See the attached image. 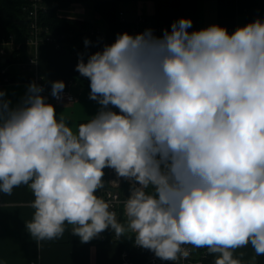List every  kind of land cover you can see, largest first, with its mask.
Listing matches in <instances>:
<instances>
[{
	"label": "clouds",
	"instance_id": "1",
	"mask_svg": "<svg viewBox=\"0 0 264 264\" xmlns=\"http://www.w3.org/2000/svg\"><path fill=\"white\" fill-rule=\"evenodd\" d=\"M191 26L118 33L78 53L75 70L101 108L76 132L43 86L30 83L16 106L0 90V192L29 186L32 236L57 239L67 222L82 243L130 231L163 261L187 259L189 244L219 253L215 264H241L233 250L249 243L264 255V21L233 33ZM64 89L52 82V97ZM105 168L134 181L127 227L95 195Z\"/></svg>",
	"mask_w": 264,
	"mask_h": 264
},
{
	"label": "crops",
	"instance_id": "2",
	"mask_svg": "<svg viewBox=\"0 0 264 264\" xmlns=\"http://www.w3.org/2000/svg\"><path fill=\"white\" fill-rule=\"evenodd\" d=\"M84 1L71 3L66 8L59 9L56 15L88 22L90 21L86 17L93 15L98 18L94 20H99L101 24L102 29H98L105 33V24L92 12L88 4L92 0ZM118 12H122L125 21L129 23L137 16H143L147 25L161 26L162 35L165 29L171 31V24L181 18L192 21L189 32L218 24L233 33L238 27L253 22L251 19L264 16V0H175L173 7L162 0H130L129 8ZM33 52L35 66L22 69L21 64H25ZM12 54L13 52L7 50L0 57V61L6 63V76L10 79L7 83L0 84V90L6 92V98L12 101V106L21 101L36 74L40 77L45 91L50 94L52 82L65 83L63 92L70 93L74 100L71 103L60 102L52 105L55 106L57 118L63 115L73 132L77 131L81 123L93 118L101 108L96 101L89 98L90 81L75 70L78 57L66 45L55 48L50 44H40L35 50L24 45L23 52L14 57ZM11 57L19 61H11ZM104 172V187L98 189L95 195L100 198L107 188H111L127 198L131 185L125 180L119 186L111 185L109 168H105ZM147 191L151 192L152 189ZM33 201L34 194L28 185L14 187L11 195L0 192V264H120L119 245L115 241H101L99 235L88 243H82L78 236L72 234L73 226L67 222L64 234L57 239L41 241L32 236L26 225L33 219ZM254 252L249 243L233 250V258L244 264L247 256L251 257ZM211 255L215 261L220 254Z\"/></svg>",
	"mask_w": 264,
	"mask_h": 264
},
{
	"label": "trees",
	"instance_id": "3",
	"mask_svg": "<svg viewBox=\"0 0 264 264\" xmlns=\"http://www.w3.org/2000/svg\"><path fill=\"white\" fill-rule=\"evenodd\" d=\"M122 0H92L88 4L93 13L97 14L106 26V32L102 37L96 33L97 29L88 21L77 19H66L58 17L57 11L64 9L74 2H85L84 0H42L46 5L45 11L39 14V25L47 28L52 36L58 37L61 44L70 48L72 54L78 57V53H95L102 50L105 44L114 43L118 33H129V22H120L118 18L117 3ZM170 7H173L175 0H162ZM28 0H0V40L13 34L15 41L20 44L18 51L13 52L12 57L20 54L24 49V41L27 36L28 20L24 8ZM264 21V16L255 17ZM121 31V32H119ZM88 39L91 44L86 48L84 40ZM11 61H19L12 58ZM87 59V55L84 57ZM22 60V58H21ZM6 66L5 62L0 61V70ZM5 75L0 73V84L3 83ZM10 80V79H9ZM111 110L119 112V109L112 105L108 106ZM117 221L127 227V219L121 215L117 216ZM107 240L111 241L110 231L106 232ZM115 242L119 245V252L125 251L133 264H144L145 254L134 247L135 234L128 231ZM209 264H215L212 255L208 259ZM264 264V255H256L255 263Z\"/></svg>",
	"mask_w": 264,
	"mask_h": 264
},
{
	"label": "built area",
	"instance_id": "4",
	"mask_svg": "<svg viewBox=\"0 0 264 264\" xmlns=\"http://www.w3.org/2000/svg\"><path fill=\"white\" fill-rule=\"evenodd\" d=\"M46 5L42 2V0H28L27 6L24 8L26 12V17L28 20V29H27V36L24 41V45H28L33 50L40 45V44H50L55 48H61L64 46L61 44L58 37L52 36L47 28L42 27L39 25V14L45 11ZM118 18L120 22H125L124 16L122 12H118ZM146 29H152L154 35L162 36V29L161 26L157 24L147 25L146 19L143 16H137L135 20L131 22L129 34L135 35L138 33L144 32ZM121 32V31H119ZM99 37L103 36V32L96 31ZM20 48V44L15 41L14 35L9 34L6 38L0 40V57H3L6 54V51L9 50L10 52L18 51ZM35 53L33 52L31 56L27 59L25 64H21V68H25L26 66H35ZM0 73L5 75L3 79V83H7L9 80L6 76V69L5 67L0 70ZM32 82H35L38 85L43 86L42 81L39 76L34 74ZM44 97H46V102L55 104L60 102L71 103L74 98L68 92L62 93L61 99H56L52 97L50 93H47L44 89L42 93ZM109 174L111 175L110 184L114 186H119L121 181L125 180L130 185L134 183L131 179H126L117 176L114 169L109 168ZM115 181L117 185L113 184L112 182ZM29 187V186H28ZM113 187V186H112ZM30 189V188H29ZM31 190V189H30ZM106 202L110 204V211H114L116 213V218L118 215H121L123 218H126L124 204L127 198L121 196L118 192L113 191L111 188H107L102 196L100 197ZM110 231L111 240L115 241L118 238L115 236L114 232L110 229L104 231L100 234L99 240L106 241L107 234L106 232ZM134 247L140 250L143 254H145V263L144 264H209L208 259L211 256V253L208 251L206 247L196 248L192 245H183L186 250L189 251L190 255L187 259H179L178 261H163L155 256V254L148 250L141 248L134 244ZM119 262L120 264H133L131 260L128 258L127 253L125 251H121L119 254ZM34 264V263H31Z\"/></svg>",
	"mask_w": 264,
	"mask_h": 264
},
{
	"label": "rangeland",
	"instance_id": "5",
	"mask_svg": "<svg viewBox=\"0 0 264 264\" xmlns=\"http://www.w3.org/2000/svg\"><path fill=\"white\" fill-rule=\"evenodd\" d=\"M130 6V0H123V1H119L117 3V9L118 10H123L125 11L126 9H128ZM86 18H88V20L92 23V25L97 28L98 31H100V29H102L101 24H99V20H94V19H98L95 16H87ZM100 28V29H98ZM17 70L19 68H16ZM244 264H254L255 263V252L252 254L251 257L247 256V258L244 260L243 262Z\"/></svg>",
	"mask_w": 264,
	"mask_h": 264
}]
</instances>
